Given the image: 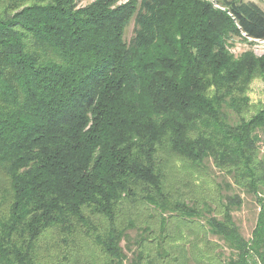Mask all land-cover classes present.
<instances>
[{"label":"trees","instance_id":"16d2710c","mask_svg":"<svg viewBox=\"0 0 264 264\" xmlns=\"http://www.w3.org/2000/svg\"><path fill=\"white\" fill-rule=\"evenodd\" d=\"M219 3L0 0V264H264V10Z\"/></svg>","mask_w":264,"mask_h":264},{"label":"rangeland","instance_id":"374dc122","mask_svg":"<svg viewBox=\"0 0 264 264\" xmlns=\"http://www.w3.org/2000/svg\"><path fill=\"white\" fill-rule=\"evenodd\" d=\"M76 3V9L86 8L100 0H74ZM102 1V0H101ZM131 0H108L109 8L112 9L114 7H118L124 5ZM212 4L216 8H222L221 3L224 0H205ZM231 1V0H227ZM238 1V0H235ZM242 2H253L258 5L262 10H264V0H240ZM132 26L130 25L126 32L125 37L128 38L131 33ZM228 51L235 58L239 57L242 54L250 53L256 58L264 57V40H256L252 38H248L241 34L239 37H235L229 40ZM249 105L251 107V111H255L261 108H264V76H256L254 77L248 84L246 93H245ZM261 149L264 154V132L261 133ZM241 193V197L243 198V205L240 210L234 213V218L237 224L239 225L242 234L247 238L255 223V215L257 212V206L252 198L246 196L244 193Z\"/></svg>","mask_w":264,"mask_h":264},{"label":"built area","instance_id":"2783aa9c","mask_svg":"<svg viewBox=\"0 0 264 264\" xmlns=\"http://www.w3.org/2000/svg\"><path fill=\"white\" fill-rule=\"evenodd\" d=\"M258 264H259V262H258Z\"/></svg>","mask_w":264,"mask_h":264}]
</instances>
